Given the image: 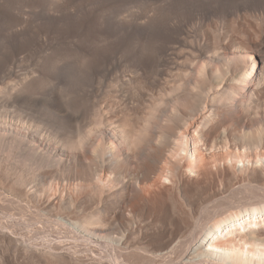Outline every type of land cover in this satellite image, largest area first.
I'll list each match as a JSON object with an SVG mask.
<instances>
[{
    "label": "bare ground",
    "instance_id": "bare-ground-1",
    "mask_svg": "<svg viewBox=\"0 0 264 264\" xmlns=\"http://www.w3.org/2000/svg\"><path fill=\"white\" fill-rule=\"evenodd\" d=\"M35 1L0 0V264H264V0Z\"/></svg>",
    "mask_w": 264,
    "mask_h": 264
},
{
    "label": "rangeland",
    "instance_id": "rangeland-1",
    "mask_svg": "<svg viewBox=\"0 0 264 264\" xmlns=\"http://www.w3.org/2000/svg\"><path fill=\"white\" fill-rule=\"evenodd\" d=\"M111 1L113 2L114 0H111ZM118 1L122 4L121 9H120V11L122 12L121 15H127L128 14L130 16H137V15L142 14L143 4L146 0H125V1L124 0L123 1L118 0ZM35 2H37V3H35ZM35 2L31 3L32 5L29 4L30 6H26L25 11L28 14V17L30 15H32L31 21L35 24L37 23L38 27H39V24H43V25H45V27H48V28L50 26L53 28L52 25H54V24L56 25V27L54 26L55 28H57V26H62L63 23H65L67 15H71V16H73L74 14L77 15L81 9V6H80L81 0H39V1L36 0ZM116 2H117V0H116ZM119 2H117V4ZM62 7H64V8H62ZM109 10L106 11L107 13L104 12L108 17L111 16L110 14L113 15V13H110L111 11L109 12ZM72 13H73V15H72ZM200 14H198L197 11H191V12H188L187 14H185L182 18H194V17L199 16ZM32 17L35 18L36 20L33 19ZM42 19H44V20H42ZM37 20L40 21V23L36 22ZM45 21H46V23H45ZM43 25H41L40 27L43 28L44 27ZM61 65H63L64 67H67L66 62H61ZM85 84L87 86L92 85L93 84L92 79L90 77L88 79H86ZM198 218L199 217H196L195 219H198ZM193 221H196V222L201 221L202 225H203L202 221L204 222V220L202 218H199L198 220H193ZM193 221H192V223H193ZM196 222H194L193 225H196L198 227L200 225L199 224L200 222L199 223H196ZM206 223H207V221H206ZM196 226H194L193 227L194 230L191 229V231L196 232V230H195V228L197 229ZM186 235H189V234H186Z\"/></svg>",
    "mask_w": 264,
    "mask_h": 264
}]
</instances>
